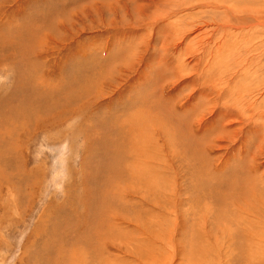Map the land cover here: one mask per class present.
<instances>
[{
	"label": "rangeland",
	"instance_id": "1",
	"mask_svg": "<svg viewBox=\"0 0 264 264\" xmlns=\"http://www.w3.org/2000/svg\"><path fill=\"white\" fill-rule=\"evenodd\" d=\"M250 1L0 0V264H264Z\"/></svg>",
	"mask_w": 264,
	"mask_h": 264
},
{
	"label": "bare ground",
	"instance_id": "2",
	"mask_svg": "<svg viewBox=\"0 0 264 264\" xmlns=\"http://www.w3.org/2000/svg\"><path fill=\"white\" fill-rule=\"evenodd\" d=\"M250 2H252V3H253V2H258V1L256 0V1H250ZM260 3H261V2H260ZM257 4H258V3H257ZM247 7H248V6H247ZM248 8H249V7H248ZM255 8H256V7H255ZM254 12H255V11H254ZM257 12H258V11H257Z\"/></svg>",
	"mask_w": 264,
	"mask_h": 264
}]
</instances>
